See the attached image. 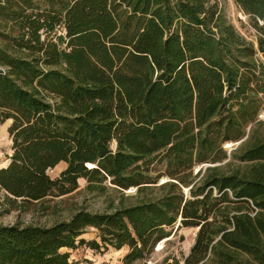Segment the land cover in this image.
<instances>
[{
    "label": "trees",
    "instance_id": "trees-1",
    "mask_svg": "<svg viewBox=\"0 0 264 264\" xmlns=\"http://www.w3.org/2000/svg\"><path fill=\"white\" fill-rule=\"evenodd\" d=\"M234 1L256 43L218 0H0V206L80 178L122 194L52 225L0 221V264H80L64 249L83 245L139 264L176 224L198 229L183 264H264V0Z\"/></svg>",
    "mask_w": 264,
    "mask_h": 264
},
{
    "label": "rangeland",
    "instance_id": "rangeland-1",
    "mask_svg": "<svg viewBox=\"0 0 264 264\" xmlns=\"http://www.w3.org/2000/svg\"><path fill=\"white\" fill-rule=\"evenodd\" d=\"M223 16L232 23L239 32L247 39L256 43V31L251 26L249 17L241 11L234 0H218ZM11 121L8 120L0 125V168L9 163V156L12 154V140L9 134ZM238 142H228L226 149L231 152L236 149ZM67 167L62 162L49 173L52 177H58ZM200 166H196L198 170ZM168 178H160L159 184ZM85 178L79 179V187L66 195L49 196L40 203H33L28 207H18L21 201L15 205L5 204L0 206V221L10 225L19 223L22 225L42 224L52 225L56 222L69 220L77 211L88 210L91 212L110 211L120 202L122 194L115 190L107 180L104 188H90ZM126 204L138 201L137 188L132 187L125 191ZM4 199V193L0 191V200ZM198 229L193 227H179L176 224L171 228V236L162 240L155 248V251L139 264H183L184 259L190 253L195 243ZM87 240L97 239L96 230L89 228L83 236ZM69 251L71 259L80 264H122L123 257L128 247L121 250L109 248L108 250H93L88 246H80L76 249H64Z\"/></svg>",
    "mask_w": 264,
    "mask_h": 264
},
{
    "label": "built area",
    "instance_id": "built-area-1",
    "mask_svg": "<svg viewBox=\"0 0 264 264\" xmlns=\"http://www.w3.org/2000/svg\"><path fill=\"white\" fill-rule=\"evenodd\" d=\"M260 118H261V119H264V110L261 112V114H260Z\"/></svg>",
    "mask_w": 264,
    "mask_h": 264
},
{
    "label": "water",
    "instance_id": "water-1",
    "mask_svg": "<svg viewBox=\"0 0 264 264\" xmlns=\"http://www.w3.org/2000/svg\"><path fill=\"white\" fill-rule=\"evenodd\" d=\"M240 142H241V141H240ZM240 142H238V144H239Z\"/></svg>",
    "mask_w": 264,
    "mask_h": 264
}]
</instances>
